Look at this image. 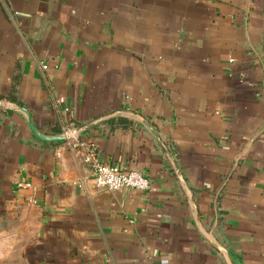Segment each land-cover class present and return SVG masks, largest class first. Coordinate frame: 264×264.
<instances>
[{
  "label": "crops",
  "instance_id": "0c3cea01",
  "mask_svg": "<svg viewBox=\"0 0 264 264\" xmlns=\"http://www.w3.org/2000/svg\"><path fill=\"white\" fill-rule=\"evenodd\" d=\"M0 264H264V0H0Z\"/></svg>",
  "mask_w": 264,
  "mask_h": 264
},
{
  "label": "built area",
  "instance_id": "2783aa9c",
  "mask_svg": "<svg viewBox=\"0 0 264 264\" xmlns=\"http://www.w3.org/2000/svg\"><path fill=\"white\" fill-rule=\"evenodd\" d=\"M75 128L77 129V127L71 125L65 127L62 132L66 133L65 138L70 139L73 137L76 131L74 130ZM76 144L88 147V152L84 154V159L91 164L97 185L110 189H119L122 187L146 189L150 187V178L140 170L128 169L120 164L101 161L97 156V149L94 144H87L84 140H78ZM19 185L30 186L31 183L19 182Z\"/></svg>",
  "mask_w": 264,
  "mask_h": 264
},
{
  "label": "water",
  "instance_id": "95a60500",
  "mask_svg": "<svg viewBox=\"0 0 264 264\" xmlns=\"http://www.w3.org/2000/svg\"><path fill=\"white\" fill-rule=\"evenodd\" d=\"M68 134H69V133H68ZM61 136H62L63 138H65V137H66V133H62Z\"/></svg>",
  "mask_w": 264,
  "mask_h": 264
}]
</instances>
